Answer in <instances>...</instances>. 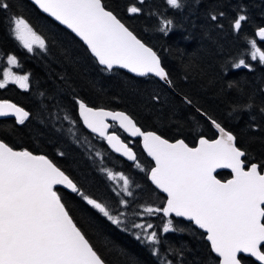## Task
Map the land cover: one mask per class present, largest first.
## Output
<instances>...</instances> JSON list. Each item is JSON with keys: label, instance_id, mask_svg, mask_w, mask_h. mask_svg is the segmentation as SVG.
<instances>
[{"label": "trees", "instance_id": "16d2710c", "mask_svg": "<svg viewBox=\"0 0 264 264\" xmlns=\"http://www.w3.org/2000/svg\"><path fill=\"white\" fill-rule=\"evenodd\" d=\"M8 10L0 9V79L4 58L15 55L22 74H29V88L15 84L0 89V100H10L29 112L23 124L14 118L0 119V140L16 150L27 149L52 159L86 194L104 203L113 215L124 212V223L113 224L80 196L57 187L74 221L86 234L106 264H218L204 234L179 218L142 213L146 206L162 207L165 197L148 181L152 162L135 140V164L108 150L103 140L82 125L76 99L90 107L122 111L143 131H154L168 140L184 139L193 146L201 135L214 138L215 132L199 108L237 136V145L246 151V160L264 168V65L252 61L248 40L264 41L255 35L264 27V0H182V8L173 9L166 0H145L141 14H128L133 0H104L105 5L143 42L161 57L162 66L173 81L166 87L155 77L137 78L125 71H102L87 48L69 31L42 14L28 0H5ZM224 13L217 22L212 14ZM239 14L248 19L239 32L232 22ZM23 16L46 39L47 50L29 53L11 34L10 18ZM172 19L173 30L165 36L156 30L160 18ZM244 58L251 65L235 69L231 65ZM232 85L229 87V85ZM158 97V99H154ZM183 97L192 101L182 102ZM251 108L233 111L234 105ZM68 116L69 119H64ZM75 121V123H73ZM113 131H119L116 127ZM119 133V132H117ZM121 134V133H119ZM125 141L129 140L121 134ZM63 153L64 155H60ZM99 153V155H97ZM107 169L123 173L130 180L132 196L120 191L122 185L109 180ZM224 180L230 173L221 171ZM115 189V191H114ZM120 192V195H117ZM128 201L126 207L118 202ZM172 219L183 232H162ZM150 222L161 243L150 245L135 239L133 223ZM128 228L129 231L123 229ZM140 232V231H139ZM155 247L158 255H153ZM244 264H256L241 257Z\"/></svg>", "mask_w": 264, "mask_h": 264}, {"label": "snow or ice", "instance_id": "6c2138e0", "mask_svg": "<svg viewBox=\"0 0 264 264\" xmlns=\"http://www.w3.org/2000/svg\"><path fill=\"white\" fill-rule=\"evenodd\" d=\"M32 2L79 37L98 65L102 66V71L112 72L114 68H120L140 77L151 74L168 87L173 86L157 52L138 38L105 5L104 0ZM144 2L133 0L126 8L127 13L141 14L143 9L138 5ZM166 4L173 9L183 6L182 0H166ZM9 8L5 0H0V9ZM223 16L224 13L220 12L212 14L210 19L222 27L218 19ZM247 19L245 14H239L232 22V28L239 32L242 22ZM10 24L12 36L29 53L37 48L47 50L45 37L38 34L26 18L13 15ZM158 24L156 30L165 36L173 30L172 19L160 18ZM255 35L264 41V27H260ZM248 44L251 60H258L264 65V50L258 46L257 40H248ZM7 64L3 79H0V89L11 83L28 90L29 74L17 75L12 71V67H19L17 57L8 55ZM231 66L251 70V65L244 58ZM75 102L83 124L129 160L136 161L135 153L118 135L108 134L110 125L106 123L107 118L118 122L119 127L130 136L142 137L143 149L154 165L148 170L139 163L136 167L147 171L148 179L155 188L166 194V201L162 207L146 206L137 215L162 213L165 218L173 214L184 218L196 229L203 230L218 264H244L242 256L264 264V172L260 165L245 159L246 151L237 145L236 135L197 108L196 112L207 118L217 136L209 139L201 135L195 146H189L184 139L170 142L154 131L141 130L124 112L93 108L80 99ZM182 102L192 104L187 97H183ZM251 107L250 103L237 104L233 106V111ZM259 110L264 113V107ZM9 115H14L17 122L23 124L29 112L15 103L0 100V117ZM218 169H230L232 178L226 181L218 179L214 174ZM102 171L107 173L109 180L123 181L120 191L127 196L133 195L127 176L107 169ZM61 185L80 196L113 224L120 226L124 223V212L113 215L108 206L82 191L48 156L33 154L27 149L16 150L0 140V264H106L70 215L56 190ZM118 203L124 207L128 205L125 199H120ZM131 228L141 230L134 233L135 239L141 243L153 246L161 243L152 223H133ZM123 230L129 231L128 228ZM185 230L174 226L172 219H167L162 225L163 233ZM152 254L158 255L155 247ZM162 264H172V261H162Z\"/></svg>", "mask_w": 264, "mask_h": 264}, {"label": "water", "instance_id": "95a60500", "mask_svg": "<svg viewBox=\"0 0 264 264\" xmlns=\"http://www.w3.org/2000/svg\"><path fill=\"white\" fill-rule=\"evenodd\" d=\"M29 2H31L42 14H44V15H46L47 17H49L50 19H52L53 21H55L54 20V18H52V17H50V16H48V14H46V13H43L42 12V10H40L33 2H32V0H28ZM58 25H60L61 27H63L64 29H66L67 31H69L72 35H74L75 36V34L74 33H72L71 32V30L70 29H67L66 28V26H64V25H61L58 21H55ZM76 37V36H75ZM83 45H84V43L79 39V37H76ZM86 48H87V46L86 45H84ZM90 53V52H89ZM91 54V53H90ZM92 56V55H91ZM94 58V57H93ZM102 67V66H101ZM120 69V68H119ZM121 70H125V71H127L128 73H130L131 75H133V76H136V77H140V76H137L135 73H131V72H129L127 69H121ZM151 74H149V76H150ZM153 76V75H152ZM158 79V78H157ZM159 80V79H158ZM161 82V81H160ZM161 83H163V82H161ZM164 84V83H163ZM165 85V84H164ZM166 87H168L167 85H165ZM168 88H171V87H168ZM7 101H9V102H12V101H10V100H7ZM12 103H14V102H12ZM18 106V105H17ZM94 108V107H93ZM97 109H101V108H97ZM102 109H104V110H107V111H112V110H109V109H105V108H102ZM112 112H122V111H112ZM125 113V112H124ZM77 114H78V117H79V110H77ZM126 114V113H125ZM128 115V114H127ZM4 118H14L16 121H17V119H16V117L14 116V115H9V116H4V117H0V119H4ZM79 119H80V121H81V123H82V125L84 126V128L87 130V131H89L90 133H92L93 135H95L96 137H100L99 136V134L98 133H93L90 129H88L84 124H83V121H82V119L79 117ZM106 123H108L109 125H110V127H111V124L112 123H115L116 124V126L126 135V136H128L129 138H131V139H139V142H140V146H141V149H142V151H143V153L145 154V156L147 157V158H149V160L152 162V166L154 165V162L152 161V159H151V157H149L148 155H147V153L144 151V149H143V142H142V137H132V136H130V134L129 133H127V132H125L122 128H120L119 127V124H118V122H115V121H112L111 120V118L109 117V118H107V120H106ZM110 127H109V129H110ZM139 127V126H138ZM109 129H108V134H112V133H115V132H109ZM214 129V128H213ZM142 130V129H141ZM214 131H215V133H216V135H217V132H216V130L214 129ZM116 134V133H115ZM117 135V134H116ZM100 138H102V137H100ZM104 139V138H103ZM199 139V138H198ZM198 139H197V143H198ZM122 140V139H121ZM104 141H105V144H106V146L113 152V153H115V154H117V156H119V157H122V159L124 158V159H126L127 160V162H129V163H134L135 161H132V160H129L126 156V158L125 157H123V156H121V154H118L117 152H115L113 149H111V146L107 143V141H106V139H104ZM123 141V140H122ZM170 141V140H169ZM175 141V140H174ZM174 141H170V142H174ZM124 142V141H123ZM124 143H126V142H124ZM196 143V144H197ZM127 144V143H126ZM195 144V145H196ZM128 145V144H127ZM129 147V146H128ZM129 148H131V147H129ZM132 149V151L134 152V150H133V148H131ZM135 153V152H134ZM136 155V154H135ZM123 159V160H124ZM125 160V161H126ZM222 170H224V171H227V172H229L230 174H231V170L230 169H218L217 170V172L218 171H222ZM215 174V173H214ZM147 178H148V176H147ZM232 177H230L229 179H231ZM148 181H149V183L155 188V186L151 183V181L148 179ZM57 187H60V188H63V189H65V190H67V191H69V192H71V190L70 189H67V188H65L64 186H57ZM156 189V188H155ZM159 193H161L164 197H165V201H166V194H164V193H162V192H160V190L159 189H156ZM165 203V202H164ZM164 205V204H163ZM172 217H175L174 216V214L172 215ZM176 218H178V217H176ZM179 219H182V220H184V218H179ZM184 221H186V220H184ZM200 230V229H199ZM201 232H203V230H200ZM205 240H206V238H205ZM206 242L209 244V242L206 240ZM209 246H210V244H209ZM214 254V253H213ZM215 255V254H214ZM254 259V258H253ZM255 260V259H254ZM258 263V262H257Z\"/></svg>", "mask_w": 264, "mask_h": 264}, {"label": "rangeland", "instance_id": "374dc122", "mask_svg": "<svg viewBox=\"0 0 264 264\" xmlns=\"http://www.w3.org/2000/svg\"><path fill=\"white\" fill-rule=\"evenodd\" d=\"M1 59V58H0ZM8 67V64H7V58H4V61H3V67H2V77H1V79H3V71H4V69L5 68H7ZM12 71L14 72V73H16L17 75H24V74H22V73H20L19 72V70H18V67H12ZM105 144V143H104ZM106 145V144H105ZM117 155V154H116ZM122 158V157H121ZM124 159V158H123ZM124 160H126V159H124ZM127 161V160H126ZM115 181H117V183L119 184V185H122L123 184V181H120L119 179H117V180H115ZM157 214H155V215H153V216H156ZM136 232H139V231H141L140 229H136L135 230ZM149 231H151V230H149Z\"/></svg>", "mask_w": 264, "mask_h": 264}, {"label": "flooded vegetation", "instance_id": "af4514ba", "mask_svg": "<svg viewBox=\"0 0 264 264\" xmlns=\"http://www.w3.org/2000/svg\"><path fill=\"white\" fill-rule=\"evenodd\" d=\"M135 122V121H134ZM136 123V122H135ZM138 126V125H137ZM213 128V127H212ZM214 130V129H213ZM215 132V131H214ZM217 136V135H216ZM216 138V137H214ZM214 138H209V139H214ZM135 141V140H133ZM262 172H264V168L261 169ZM242 257H246V256H242ZM246 258H249V257H246ZM254 263L258 264L253 258H250Z\"/></svg>", "mask_w": 264, "mask_h": 264}, {"label": "bare ground", "instance_id": "6f19581e", "mask_svg": "<svg viewBox=\"0 0 264 264\" xmlns=\"http://www.w3.org/2000/svg\"><path fill=\"white\" fill-rule=\"evenodd\" d=\"M212 131H214V130H212ZM215 137H216V133H215ZM111 149H112V147H111ZM114 150V149H113ZM115 151V150H114ZM116 152V151H115ZM118 153V152H117ZM118 154H121V156H123V157H125L122 153H118ZM126 158V157H125Z\"/></svg>", "mask_w": 264, "mask_h": 264}]
</instances>
